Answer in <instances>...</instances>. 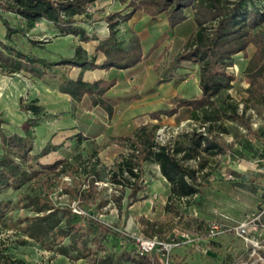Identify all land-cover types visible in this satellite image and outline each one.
Wrapping results in <instances>:
<instances>
[{"label":"rangeland","instance_id":"rangeland-1","mask_svg":"<svg viewBox=\"0 0 264 264\" xmlns=\"http://www.w3.org/2000/svg\"><path fill=\"white\" fill-rule=\"evenodd\" d=\"M124 4L118 0H98L93 7V18L111 12H125ZM100 10L103 13H100ZM13 28L23 29L24 32L12 34V42L25 52H32L50 60H58L73 54L78 44V37L72 34H60L53 23L44 19L36 21L30 27L17 14L1 12ZM187 17L169 31L171 36L164 39L165 47L154 50L135 68L117 72L111 71L109 76H115L119 83L106 94L114 100L112 114L97 106H92L86 97L73 100L69 94L59 92L60 82L66 76L81 75L82 78L94 77L98 71L77 68H56L55 75L47 76L43 80L31 77L24 71L15 72L7 77L18 85L11 91L13 106L0 112L5 120L2 124L5 132L22 134L19 126L21 118L30 116L29 111L19 113L20 99L29 101L36 98L44 111L55 114L54 118L42 121L34 128L33 152H39L50 140L60 147L40 158L43 163H51L57 159L67 158L72 166L67 172L44 171L37 178L24 183L21 188H7L0 193V199L9 202L4 217L0 218V253L3 251L11 258H21L27 264H87L84 259L70 261L66 256L40 248L30 241L21 245L18 238L24 237L15 223L20 216L30 215L26 208H21L20 192L42 190L48 192L55 204L69 203L71 206L81 207L100 219L114 224L121 233L129 234L132 238L143 236L137 216L143 214L149 219H160L170 224L169 215L164 206L169 193V183L161 175L155 162L145 161L141 165L142 185L140 196L146 198L134 202L120 215L115 198L120 195V186L111 180V170L121 154L129 152V136H132L140 124H146L150 129L156 125L154 131L155 142H173L181 134L192 131L206 132L199 120L190 118L191 109L181 108L180 112L172 116L161 115L158 119H150L148 112L159 108L169 107L170 99L174 96L191 98L198 96V65L195 62L183 61L176 71V77L166 83L157 84L156 80L174 58L185 49L186 37L195 31L192 22L193 12L185 9ZM0 22V38L4 39L5 27ZM103 24L107 32L108 24ZM89 33L93 32L90 23H83ZM150 25V26H149ZM95 26V23H94ZM142 32L138 36L131 30L127 34L119 32L117 37L128 45L137 35L144 40V52L154 37L164 29L158 22L155 26L143 24ZM160 29V30H159ZM105 30V31H104ZM131 32V33H130ZM101 36L105 37L102 33ZM169 36V35H168ZM87 51L90 44L84 45ZM254 46L249 45L244 52H238L229 60L227 72L234 79L231 87L219 96L217 104L224 107L228 113V104H236L238 112L244 110V100L247 96L248 78L245 70L254 52ZM87 78V79H88ZM264 83V78H263ZM10 91V85L3 87V91ZM225 97V102L221 99ZM22 110V109H21ZM198 114L201 115L200 112ZM248 119L250 127L244 128L234 120L222 114L219 121L211 124L212 135L220 137L226 143L234 142L233 147L225 154L210 155L202 153L200 165L198 159L186 161V164L199 169V180L203 182L201 193L176 202V206L187 216L204 220V231L212 221L221 225V229L208 243H199L198 248L176 246L168 254L162 255L163 264H263L264 263V231L261 236H253V242L237 236L231 226L246 215L255 214L264 206V106L249 107L243 113ZM79 136H82L81 139ZM78 138L80 139L78 141ZM96 165L99 168V179L88 187L93 179L91 171L87 173L83 166ZM242 166V167H241ZM235 173L232 178H226L229 171ZM242 168V169H241ZM91 189L92 196L84 201L78 200L67 189ZM125 195L129 188L125 187ZM125 200L123 206L125 207ZM123 207V209H124ZM264 221V215H263ZM178 225H174L176 227ZM173 227V228H174ZM172 228V229H173ZM156 232L159 238H165L171 231ZM126 241L119 237H111L107 243L121 251L126 247ZM263 258V260H261ZM261 261V262H260ZM0 264H4L0 261Z\"/></svg>","mask_w":264,"mask_h":264},{"label":"trees","instance_id":"trees-1","mask_svg":"<svg viewBox=\"0 0 264 264\" xmlns=\"http://www.w3.org/2000/svg\"><path fill=\"white\" fill-rule=\"evenodd\" d=\"M97 1L0 0V21L6 29L4 40L0 39V72L11 75L24 71L35 79L43 80L55 75L56 68L78 67L80 71L95 68L129 69L147 58L163 41L166 33L160 34L144 52L137 36L128 45L117 37L121 21L130 17L134 11H141L153 19L164 13L168 26L173 28L187 19L185 9H191L196 29L186 37L185 49L178 52L159 73L156 83L174 79L183 61H191L198 65L200 93L191 98L174 96L170 99L171 106L150 111L147 115L154 120L161 115L172 116L181 107H189L190 118L199 120L207 131L188 132L181 134L172 143L161 144L154 139L157 127L155 124L150 129L146 124H140L134 134L128 137L129 152L121 154L116 160L110 181L121 189L120 195L115 198L121 215L134 202L146 198L145 195L140 196L141 165L145 161L155 162L161 175L169 183L164 209L173 224L140 214L137 221L141 225L143 236L151 237L156 232L172 229L174 225L203 233L204 220L187 217L176 206V202L200 194L203 188V182L198 176L199 169L186 164V161L198 159L202 165L203 152L210 155L225 154L233 147L234 142L226 143L211 133V124L219 121L222 114L249 129V121L243 113L249 107L264 106V8L256 0H118L121 3L127 2L131 11L127 14L108 13L104 19L109 31L105 37H100L95 32L89 33L83 25L91 23L92 10ZM6 11L20 16L29 27L44 19L53 23L60 34L75 35L82 42L97 40L95 53H102L104 57L102 61L96 62V55H90L81 45L75 47L72 56L58 60L25 52L13 44L11 37L24 30L13 28L9 24L1 13ZM250 44L255 48L245 70L248 86L244 110L239 113L236 104H228L230 110L227 113L224 107L217 104L219 96L231 87L234 79L226 68L233 55L244 52ZM114 83L113 78L88 81L81 75L66 76L60 82L58 91L69 94L73 100L86 97L92 106H98L111 115L113 101L105 93ZM225 97L227 95L221 99L222 102H225ZM37 101L36 98L29 101L20 99V108L31 114L20 125L22 134H7L2 126L5 120L0 117V193L9 187L21 188L24 183L39 177L44 171L67 172L72 166L67 158L51 163L40 161L41 157L60 147V144H54L50 140L39 152H33L34 128L42 121L55 117V114L44 111ZM79 137L81 139L82 136ZM83 168L87 173L91 171L93 176L88 185L90 187L99 179V168L95 164L84 165ZM125 187L129 188L126 195ZM90 191L91 189L81 187L66 190L81 201L92 196ZM20 194L21 208L31 212L30 215L20 216L15 223L24 236L18 238L21 245L33 241L40 248L53 252L54 256L63 255L70 261L84 259L87 264H163L159 252L142 251L129 234L123 235L114 224L84 212L79 206L81 213L75 212L69 203L55 204L49 193L42 190L22 191ZM123 200L126 202L125 207ZM8 204V201L0 199V218L4 217ZM111 237L124 239L126 247L121 251L108 247ZM0 261L4 264H27L23 259L11 258L3 251L0 253Z\"/></svg>","mask_w":264,"mask_h":264},{"label":"crops","instance_id":"crops-1","mask_svg":"<svg viewBox=\"0 0 264 264\" xmlns=\"http://www.w3.org/2000/svg\"><path fill=\"white\" fill-rule=\"evenodd\" d=\"M256 2H257V4L259 5V6H261L262 8H264V0H256ZM119 3H121V2H119ZM121 4H124L125 5V7H127V2H124V3H121ZM131 11V7H127L126 8V11L125 12H122V14H127V13H129ZM100 13H103V11L102 10H100ZM107 14H101V16H99V17H97V18H93V15H91V23H90V25H91V27H92V29H93V32H95L98 36H100V37H103V36H101V33L104 35V36H106L107 34H108V28H107V32H101V31H98L97 30V28L98 27H100L102 30H103V22L105 23V24H107V21L104 19L105 18V16H106ZM189 17H187V19H188ZM187 19H185L183 22H185ZM1 22V21H0ZM158 22H160V26H163V30L159 33V31H158V34L154 37V39L151 41V43L149 44V47H150V45L154 42V40L160 35V34H162V33H166V37L164 38V39H166V38H169L170 36H171V34H170V32L169 31H173L174 29H175V27L176 26H178L179 24H181V23H179L178 25H176L175 27H173V28H171V27H169L168 26V23H167V19H166V15L164 14V13H162V14H160L156 19H153V18H151L149 15H147V14H145V13H143V12H141V11H134V12H132L131 14H130V17H128L126 20H124V21H121L119 24H118V30H117V35L119 34V32L120 31H122L123 32V34H127V31H130L131 30V32L133 31L134 32V34H137L138 36L141 34V32H142V30L143 29H141V26H143V24H151L152 26H155ZM192 22H193V24H194V26H195V29H196V25H195V23H194V21H193V16H192ZM2 23V22H1ZM94 23H95V26H94ZM3 24H1V26H2ZM150 26V25H149ZM3 27H4V25H3ZM160 30V29H159ZM105 31V30H104ZM130 32V33H131ZM5 33H6V29H5ZM136 35V36H137ZM169 35V36H168ZM5 37V36H4ZM1 39V38H0ZM164 39H163V41H164ZM2 40H4V39H2ZM79 41V40H78ZM140 41H141V43H142V47H143V49H144V40L140 37ZM161 42L160 44H159V46L158 47H156L154 50H157V49H163L164 47H165V42ZM85 44H90L91 45V50L90 51H88V53L90 54V55H96V62H100V61H102V59H103V54L102 53H95V46H96V44H97V40H91V41H89V42H82V41H79L78 42V44L77 45H81L82 47H84L85 49H87L84 45ZM251 45V44H250ZM249 46V45H248ZM247 46V47H248ZM148 47V48H149ZM153 50V51H154ZM152 51V52H153ZM151 52V53H152ZM73 54H74V51H73ZM73 54H71L70 56H72ZM151 55V54H150ZM141 63V62H140ZM140 63H138V64H140ZM137 64V65H138ZM136 65V66H137ZM136 66H134V67H132V68H129V69H113V68H110V69H102V68H95V69H90V70H93V71H98L96 74H95V76L94 77H91V78H84V80H88V81H91V80H95V79H100V78H102V79H114L115 80V83H114V85L110 88V89H112V88H114V86H116L118 83H119V81H118V79L115 77V76H109V73L111 72V71H117V72H124V71H128V70H131V69H133V68H135ZM73 68H77V69H79L78 67H73ZM25 73H27V72H25ZM8 75L7 74H4V73H2V72H0V112H3V111H5V109H7L8 108V106L10 105V106H13V96H12V94H11V91L12 90H14V89H16V88H18L17 87V83L16 82H14L13 80H11V78H9V77H7ZM171 80H174V79H171ZM171 80H169V81H171ZM169 81H166V82H169ZM166 82H163V83H166ZM10 85V91H9V89L8 90H5L4 89V91H3V87H5V86H7V85ZM161 84V83H160ZM109 89V90H110ZM108 90V91H109ZM107 91V92H108ZM60 92V91H59ZM106 92V93H107ZM105 93V96L107 97V98H109L110 100H112L113 101V103H114V100L111 98V97H109L107 94ZM179 97V96H178ZM8 99H10V104H9V102H8ZM9 104V105H8ZM98 107V106H97ZM113 107V106H112ZM181 108H189V107H181ZM181 108H179L178 109V112H180V109ZM190 109V108H189ZM153 111V110H152ZM25 111H23V110H21V109H19V113L22 115L23 113H24ZM177 112V113H178ZM49 113V112H48ZM176 113V114H177ZM175 115V114H174ZM3 119V118H2ZM26 119V117H22L21 118V120H20V122H19V126L22 124V122L24 121ZM38 126V125H37ZM57 144V143H56ZM52 152V151H51ZM242 167V166H241ZM242 169V168H241ZM229 171L230 172V174L231 173H235V174H237V172H233V171H231V170H229L228 168H226V167H224L223 169H221L220 171H222V174H224L225 172L224 171ZM209 242V241H208ZM208 242H206V243H208ZM205 243V242H204Z\"/></svg>","mask_w":264,"mask_h":264},{"label":"built area","instance_id":"built-area-1","mask_svg":"<svg viewBox=\"0 0 264 264\" xmlns=\"http://www.w3.org/2000/svg\"><path fill=\"white\" fill-rule=\"evenodd\" d=\"M159 143L166 144L168 142L165 141ZM226 178H232V175L227 174ZM182 200H185V198H182L181 201ZM73 210L78 213L82 212L79 207L75 206L73 207ZM263 215L264 206L257 213L246 215L243 219L232 225L231 229L237 236L243 237L246 241L253 242V236H261L264 231ZM220 229L221 225L212 221L208 224L203 233L190 228L176 226L165 238H159L157 235H153L151 237L137 236L134 240L142 251L159 252L162 255H166L176 246L198 248L201 250L202 248L199 246V243L208 242L210 238H214ZM202 234L206 235L203 236Z\"/></svg>","mask_w":264,"mask_h":264},{"label":"water","instance_id":"water-1","mask_svg":"<svg viewBox=\"0 0 264 264\" xmlns=\"http://www.w3.org/2000/svg\"><path fill=\"white\" fill-rule=\"evenodd\" d=\"M264 264V263H263Z\"/></svg>","mask_w":264,"mask_h":264}]
</instances>
